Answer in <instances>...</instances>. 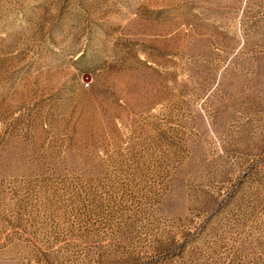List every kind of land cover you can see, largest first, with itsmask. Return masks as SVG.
<instances>
[{"label":"rangeland","instance_id":"rangeland-1","mask_svg":"<svg viewBox=\"0 0 264 264\" xmlns=\"http://www.w3.org/2000/svg\"><path fill=\"white\" fill-rule=\"evenodd\" d=\"M0 264H264V0H0Z\"/></svg>","mask_w":264,"mask_h":264}]
</instances>
